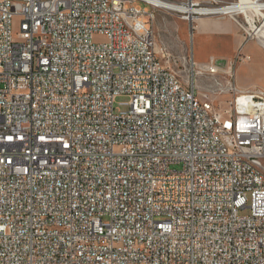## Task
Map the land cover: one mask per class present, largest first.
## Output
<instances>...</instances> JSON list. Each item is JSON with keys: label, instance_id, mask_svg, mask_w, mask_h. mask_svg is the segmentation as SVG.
<instances>
[{"label": "built area", "instance_id": "obj_1", "mask_svg": "<svg viewBox=\"0 0 264 264\" xmlns=\"http://www.w3.org/2000/svg\"><path fill=\"white\" fill-rule=\"evenodd\" d=\"M166 1L264 24V0H0V264H264V89L242 48L174 55Z\"/></svg>", "mask_w": 264, "mask_h": 264}, {"label": "rangeland", "instance_id": "obj_2", "mask_svg": "<svg viewBox=\"0 0 264 264\" xmlns=\"http://www.w3.org/2000/svg\"><path fill=\"white\" fill-rule=\"evenodd\" d=\"M237 0H218L219 4L223 3H230ZM142 4H144L142 2ZM151 9V7L149 6ZM155 18L153 21V26L155 29V32L157 34V38L159 41H165L169 47L171 52L174 55H178L179 53H185V54H191L194 53V50L196 52V57H208L210 54H217V55H223L230 52V55L225 56L226 58H232L235 56V47H237L240 43H242L243 48L247 43H253L256 44L260 50L262 51V57H263V64L259 65V61H256V58L253 59L252 52L245 51L248 54L251 55V60L247 68H242L238 75L243 81H254L257 84L255 86L261 87L264 89V47L259 42L257 36L251 38L247 43H244V31L239 26L236 28L239 32L236 33L231 41V45L228 47V41H215V42H208V40H202L201 38H197L195 36V33L197 30H193L194 34L192 33V24L199 23V19H194L193 22L182 19L180 16L181 13H178L174 10L166 9V8H156L155 9ZM201 17H211V18H225L229 22L233 21L229 17H220L217 15H199V18ZM191 20V19H190ZM204 21V20H203ZM263 19L259 23H257V26H259L260 23H262ZM205 22V21H204ZM208 26L213 30H218V24L215 23H209ZM247 26V25H246ZM20 22L18 19L14 21V28L19 29ZM232 33V32H231ZM234 35V34H233ZM239 49V50H240ZM245 63V62H243ZM242 63L238 64L236 67V80H237V69ZM259 84V85H258ZM252 87V86H251ZM127 97H121L118 99L117 106L123 110L127 108L126 104H120L123 102H127ZM177 168V166H175ZM250 212L249 209H243L241 210L242 214H248Z\"/></svg>", "mask_w": 264, "mask_h": 264}, {"label": "crops", "instance_id": "obj_3", "mask_svg": "<svg viewBox=\"0 0 264 264\" xmlns=\"http://www.w3.org/2000/svg\"><path fill=\"white\" fill-rule=\"evenodd\" d=\"M201 20H204V23H195L193 24V28H192V33L194 34V29L197 30L195 33V36L197 38H201L202 40H208V42H215V41H228V47L231 45V40L233 38H235L234 36L236 35L238 31V29L236 28L237 26H239L234 20L229 22L227 19L225 18H211V17H201ZM209 23H215L218 24V30H213L211 29L208 24ZM240 28V26H239ZM232 32V33H231ZM234 34V35H233ZM242 46V43H240L237 47H235V52L237 53L240 49V47ZM248 51V52H252L253 54V59L256 58V61H259V65H262L263 63V55H262V51L260 50V48L253 43H247V45H245V47L242 48V50ZM231 52V51H230ZM230 52H228L227 54H223V55H217V54H210L208 57H203V58H198L196 57V52L194 50V56L197 60L199 61H205L207 59H209V57H217V58H226L225 56L230 55ZM244 52V51H243ZM235 53V54H236ZM247 53V52H245ZM248 54V53H247ZM250 61H247L245 63H242L238 69H237V84L241 89H247L251 86H255L257 83L254 81H243V79H241L238 75V72L244 67L247 68L249 65ZM259 85V84H258Z\"/></svg>", "mask_w": 264, "mask_h": 264}, {"label": "bare ground", "instance_id": "obj_4", "mask_svg": "<svg viewBox=\"0 0 264 264\" xmlns=\"http://www.w3.org/2000/svg\"><path fill=\"white\" fill-rule=\"evenodd\" d=\"M167 3H169V2H167ZM169 4L170 5H167L168 9H177V10H179L181 12H186V13L187 12H189V13L193 12V9L191 7H188V6H179V7H177L174 3H169ZM259 7H260V4L254 3L252 0H237L236 4L233 5V8H235V9L236 8H243L245 10L259 9ZM196 12L199 13L195 17L196 19L200 20L199 23H204V21L201 20V18H199V15H210L211 13H213L212 8L205 9V10L197 9ZM188 17L191 20L193 19L191 14ZM254 30H256L255 32H256V36H257L259 42L264 47V24L261 27H259L258 30L256 28H254ZM263 176H264V168H263Z\"/></svg>", "mask_w": 264, "mask_h": 264}]
</instances>
